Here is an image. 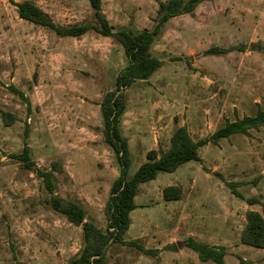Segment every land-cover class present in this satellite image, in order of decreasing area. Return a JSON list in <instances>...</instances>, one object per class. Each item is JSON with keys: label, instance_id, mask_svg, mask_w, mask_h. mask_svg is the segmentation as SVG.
I'll return each mask as SVG.
<instances>
[{"label": "rangeland", "instance_id": "1", "mask_svg": "<svg viewBox=\"0 0 264 264\" xmlns=\"http://www.w3.org/2000/svg\"><path fill=\"white\" fill-rule=\"evenodd\" d=\"M24 1L62 27L97 23L88 0H0V264H70L85 246L82 227L52 209L43 180L16 157L27 144L38 168L59 164L55 194L78 202L105 232L121 169L105 140L101 104L128 60L117 41L93 30L60 38L20 19L14 3ZM101 1L115 30L139 33L154 29L159 4L169 0ZM211 48L227 52L207 54ZM151 53L161 67L127 89L120 126L130 177L150 151L170 148L179 127L199 141L264 111V0L205 1L167 22ZM3 113L12 116L10 125ZM199 153L200 163L139 188L125 240L155 253L115 244L104 264H216L201 262L189 239L223 247L224 264H264V250L241 242L247 212L264 216V128ZM168 186L182 189L179 201L164 200Z\"/></svg>", "mask_w": 264, "mask_h": 264}, {"label": "trees", "instance_id": "2", "mask_svg": "<svg viewBox=\"0 0 264 264\" xmlns=\"http://www.w3.org/2000/svg\"><path fill=\"white\" fill-rule=\"evenodd\" d=\"M96 18V25H79L62 27L57 25L52 18L43 10L30 1L14 3L20 19L32 24L48 28L58 37L81 38L90 31L99 35L113 38L124 50L127 66L120 72L116 81L114 91L108 92L101 104V112L105 126V140L114 152L120 166V176L114 181L110 197L105 207L107 219V230L104 232L93 222L86 220L84 208L76 201L63 199L55 194L54 184L55 172L59 170V164H54L51 170L38 168L30 159V148L26 144L23 152L16 158L23 163L24 167L40 177L49 194L47 203L52 209L65 216L70 223L81 226L83 229L85 246L82 253L73 258L70 264H104L108 248L111 245L120 244L134 246L139 250L152 253L134 241H126L131 226V213L139 206L135 202L139 188L145 183L157 179L160 173H174L182 166L202 161L200 148L218 145L221 140L229 139L234 135L248 136L251 130L264 128V111L260 110L255 116H245L233 122H227L210 137L195 141L190 136L185 126L179 127L171 138V145L167 151L152 150L147 154V162L143 163L136 173L130 177L131 154L126 138L121 133V122L126 112V93L137 81H147L161 67V62L153 57L151 47L164 25L172 18L192 14L197 7L210 0H169L161 2L158 9L157 24L152 31L144 30L139 33L121 29L115 30L103 13L101 0H88ZM227 50L211 48L207 54L217 55L226 53ZM3 121L10 125L12 116L8 113L2 114ZM237 197H242L233 190ZM182 197V189L178 186H168L163 190V198L167 202L179 201ZM248 204L255 205L257 202L249 199ZM247 223L242 232L241 242L243 245L256 249H264V217L257 211H248ZM170 247H175L171 244ZM187 247L198 254L203 263L213 262L224 264L225 249L216 248L199 243L193 239L187 241Z\"/></svg>", "mask_w": 264, "mask_h": 264}, {"label": "crops", "instance_id": "3", "mask_svg": "<svg viewBox=\"0 0 264 264\" xmlns=\"http://www.w3.org/2000/svg\"><path fill=\"white\" fill-rule=\"evenodd\" d=\"M136 198H137V197H136ZM136 198H135V199H136ZM137 205H138V204H137ZM259 213H260V212H259ZM263 217H264V216H263ZM242 245H243V244H242ZM262 250H264V249H262ZM243 260L246 261L245 257H243Z\"/></svg>", "mask_w": 264, "mask_h": 264}]
</instances>
